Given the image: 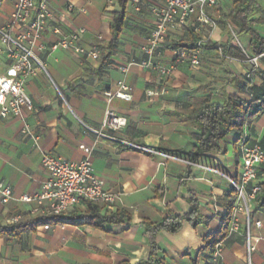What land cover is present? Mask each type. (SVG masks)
Returning a JSON list of instances; mask_svg holds the SVG:
<instances>
[{"label":"crops","instance_id":"0c3cea01","mask_svg":"<svg viewBox=\"0 0 264 264\" xmlns=\"http://www.w3.org/2000/svg\"><path fill=\"white\" fill-rule=\"evenodd\" d=\"M72 2L84 12L68 15L65 0H48L55 24L64 31L85 28L80 44L85 48L97 44L102 56L94 60L62 49L37 54L46 73L38 72L25 84L34 109L23 111L25 122L11 115L0 118V181L12 190V199L6 204L0 202V225L14 224L11 220L16 216L22 217L19 222L40 221L42 214L34 211L36 204L19 198L37 193L48 177L41 152L79 161L86 156L82 147L92 149L95 173L104 181L105 189L116 194L113 204L97 205L100 213L122 211L130 220L106 224L102 229L40 223L15 235H2L0 264H137L150 253L145 222L156 223L167 213L187 214L192 209L190 199L196 200L205 223L193 228L184 222L174 234L160 231L156 244L163 264H192V260L197 264H248V240L255 248L251 264H264L263 190L249 204L248 227L244 214H238L240 228L221 242L220 259L212 262L210 257L199 255L203 237L221 228L222 217L234 202L229 179L236 178L241 170L237 142L244 137L247 145L264 149V57L250 73L245 59H231L219 49L232 35L230 27L228 32L215 21L217 27L211 32L195 16L187 25L168 31L154 59L170 63V48L176 42H188L192 31L201 41L209 42L202 48L198 67L185 61L162 79L156 69L133 64L123 74L119 66L148 58L144 49L149 46L153 28L149 10L136 11L127 4L124 26L113 41V13L120 11L117 0L112 4L107 0ZM217 2V7L207 10L214 20L227 16L232 7L231 0ZM11 10L12 0H3L0 26ZM254 28L264 36V21ZM97 35L102 36L101 41L95 39ZM44 39L50 43L56 37L46 32ZM239 42L242 51L249 54V38L243 36ZM9 74V62L0 45V77ZM120 80L129 88L131 99L113 97L108 101L105 92L116 90ZM148 91L153 95H147ZM251 94L250 106L257 113L250 122L240 133H228L219 152H205L192 161L195 128L188 119L192 102L210 95L217 103L228 98L244 103ZM106 110L124 117L126 125L118 130L103 128ZM24 124L30 135L22 132ZM257 182L264 185L263 170H259ZM86 211L87 204L79 202L62 217L76 220Z\"/></svg>","mask_w":264,"mask_h":264},{"label":"built area","instance_id":"2783aa9c","mask_svg":"<svg viewBox=\"0 0 264 264\" xmlns=\"http://www.w3.org/2000/svg\"><path fill=\"white\" fill-rule=\"evenodd\" d=\"M65 12L74 15L78 10L72 0H65ZM112 4L114 0H107ZM3 0H0V9ZM127 4L136 11L141 8L149 10L153 19V28L148 36L149 46L144 49L148 58L140 62L130 61L119 66V71L126 74L131 65L144 69H156L159 76L165 79L171 71L185 61L196 68L200 65L202 47L195 49L171 47L172 60L168 64L156 62L154 55L158 54V48L165 44L168 31L185 26L196 16V21L208 28L215 30L217 24L207 10L217 7V0H164L161 4H153L152 0H128ZM50 32L56 37L53 42H46L44 35ZM86 29L78 27L64 31L55 24V16L49 7L48 0H12V10L5 24L0 26L1 52L5 54L9 62L10 74L0 77V118L17 116L23 122V111L31 112L34 109L33 101L25 91V84L38 72L46 73L45 64L38 58V53L55 51L57 49L73 51L98 60L101 57V49L97 44L89 48L83 47L80 42ZM232 33V36L235 35ZM102 40L101 35L95 38ZM237 44L242 48L238 39ZM245 60L250 64V73L258 67V60L264 57V51L258 55H250L244 51ZM250 73L247 78H250ZM129 88L123 80L116 82V90H108L105 96L110 101L113 97L130 100ZM147 95H153L147 92ZM251 100V98H249ZM126 125V119L118 116L111 110L105 111L102 127L118 130ZM23 133L30 135L26 124ZM98 135L99 132H96ZM32 137V136H31ZM34 140L35 138L32 137ZM241 170L236 179H229L235 190L234 202L231 206V216L228 223V234L239 230L238 214L243 213L246 218V226L249 225V204L253 202L264 185L257 182L259 170L264 171V149L255 144L249 146L243 137L238 142ZM86 156L79 161H72L59 155L41 152V164L47 172V179L41 184L40 190L33 195H22L19 200L25 203H34L42 214V219L63 216L79 202H91L98 206H109L114 203L116 194L105 189L104 181L95 173L90 155L91 148L82 147ZM12 199V190L8 184L0 181V202L8 203ZM21 216L14 217L11 222L16 223ZM259 225V222L256 223ZM222 242V241H221ZM218 242L210 256L212 262L221 257L222 243ZM247 262L251 264V253L255 250L248 240Z\"/></svg>","mask_w":264,"mask_h":264},{"label":"trees","instance_id":"16d2710c","mask_svg":"<svg viewBox=\"0 0 264 264\" xmlns=\"http://www.w3.org/2000/svg\"><path fill=\"white\" fill-rule=\"evenodd\" d=\"M128 0H117L120 7L119 12L113 13L111 28L115 35L112 40H116V36L122 31L125 21V9ZM232 7L227 16L215 21L226 31L233 32L235 37L230 34V38L219 49L223 55L237 60H244L245 54L237 44L236 39L240 41L241 37L249 38L248 47L250 55H258L264 51V36H261L254 28L255 24L264 21V0H231ZM230 30H229V27ZM189 41H179L173 46L186 49H195L200 45L202 48L206 43L189 31ZM102 56V55H101ZM240 102L232 98H228L224 103L213 102L210 95L195 99L189 110L188 119L194 124V152L192 161H195L199 155L205 152H219L223 138L230 132L240 133L242 127L250 122L252 117L257 113L253 111L250 102ZM236 179V178H234ZM264 192V188H263ZM232 195H235V190L232 187ZM258 197V196H257ZM192 209L184 215L167 213L164 217L156 222H145L144 232L149 239L150 253L146 260H142L137 264H163V259L159 254V248L156 244V235L164 230L170 234L179 231L184 222L190 224L193 228L205 223V220L199 214V207L194 199H190ZM87 211L79 215L76 220H71L67 217L53 216L32 223L16 222L14 224L0 225V236L15 235L21 231L33 228L38 224L47 223H72L74 225H89L95 228L102 229L106 224L121 223L123 220H130L129 215L122 211L109 212L106 214L100 213V208L91 203L86 202ZM231 206H228L226 213L222 217L221 228L215 232L203 237V246L199 250V255L203 259L211 256V253L218 242H221L228 235V223L231 216ZM118 264H130L127 261H121ZM192 264H197L196 260H192Z\"/></svg>","mask_w":264,"mask_h":264},{"label":"rangeland","instance_id":"374dc122","mask_svg":"<svg viewBox=\"0 0 264 264\" xmlns=\"http://www.w3.org/2000/svg\"><path fill=\"white\" fill-rule=\"evenodd\" d=\"M262 1V0H261ZM211 17V16H210ZM212 18V17H211ZM213 19V18H212Z\"/></svg>","mask_w":264,"mask_h":264}]
</instances>
